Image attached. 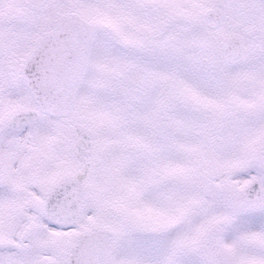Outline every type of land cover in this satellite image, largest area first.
<instances>
[{
    "label": "snow or ice",
    "instance_id": "obj_1",
    "mask_svg": "<svg viewBox=\"0 0 264 264\" xmlns=\"http://www.w3.org/2000/svg\"><path fill=\"white\" fill-rule=\"evenodd\" d=\"M0 264H264V0H0Z\"/></svg>",
    "mask_w": 264,
    "mask_h": 264
}]
</instances>
